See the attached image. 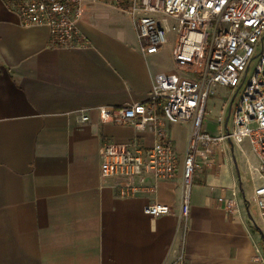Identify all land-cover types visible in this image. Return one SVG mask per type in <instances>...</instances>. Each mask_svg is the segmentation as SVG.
Wrapping results in <instances>:
<instances>
[{
  "label": "crops",
  "instance_id": "crops-1",
  "mask_svg": "<svg viewBox=\"0 0 264 264\" xmlns=\"http://www.w3.org/2000/svg\"><path fill=\"white\" fill-rule=\"evenodd\" d=\"M79 29L86 46L55 47L47 26H24L9 0H0V264H264L250 201L240 193L251 183L254 199L262 182L254 151V161L240 158L243 177L235 143L198 155L186 220L191 122L167 123L178 154L173 179L148 175L152 190L125 194L123 178L101 175L106 142L151 146L155 137L103 122L98 107L147 101L156 76L177 70L176 33L147 53L128 12L105 1L84 4ZM226 106L212 118L215 106L207 103L208 130H223ZM155 202L168 210L146 214Z\"/></svg>",
  "mask_w": 264,
  "mask_h": 264
},
{
  "label": "built area",
  "instance_id": "built-area-1",
  "mask_svg": "<svg viewBox=\"0 0 264 264\" xmlns=\"http://www.w3.org/2000/svg\"><path fill=\"white\" fill-rule=\"evenodd\" d=\"M105 1L131 16L142 49L159 51L168 34L177 35L173 56L177 70L156 76L147 101L121 106L98 107L103 122L132 125L137 131H151V146L137 143L104 145L101 175L125 180V194L152 190L148 175L173 179L178 154L168 136L167 123L191 122V137L185 155L182 178L181 214L190 211L191 190L198 155L211 153L226 141H249L259 158L256 167L261 183L254 188V199L264 220V0H9L24 26L44 25L55 47L86 46L79 29L84 4ZM254 70L248 78L252 64ZM216 85L230 87L237 102L230 113L233 124L222 117L223 129L217 134L206 127V107ZM82 121L90 116L80 111ZM225 123V124H224ZM226 208L231 199L220 197ZM168 210L162 203H151L144 212L159 215Z\"/></svg>",
  "mask_w": 264,
  "mask_h": 264
},
{
  "label": "rangeland",
  "instance_id": "rangeland-1",
  "mask_svg": "<svg viewBox=\"0 0 264 264\" xmlns=\"http://www.w3.org/2000/svg\"><path fill=\"white\" fill-rule=\"evenodd\" d=\"M255 63L256 61H254V63L251 66V69L249 71L248 74V78L249 76L252 74L254 67H255ZM242 89V88H241ZM241 89L239 90V92L236 94L234 101H233V105L237 102L238 98H239V94L241 92ZM235 90H232L230 87L227 86H222V85H216L214 87V92L211 94V96L209 97L208 100V105H214V110L211 112L210 117L214 118L216 115H218L220 113V109L223 106V104L226 102L227 106H226V116L228 115V109L230 106V103L233 99ZM233 124V119L232 116L229 119V126H232ZM215 126L213 124H211L209 131L211 133H213L215 131ZM213 134H217V133H213ZM243 148H244V155L242 154V151L240 149V147L237 144H234V155L236 156V162L238 164L237 168L239 169V173L240 176L243 177V171L242 169H240L239 166V162H240V158L243 157L245 163L247 164L246 160H252L254 161L256 159L254 152H253V148L250 144L249 141H245L243 142ZM247 179L248 177L250 178V173H248L246 175ZM243 201L245 202L246 200L250 201V206H249V211H250V215L252 216V222L255 226L256 231L259 233L262 242L264 243V238L262 236V234H264V220L260 214V210L258 208V205L256 203V201L253 199V197H251L252 194V186L251 183L248 185L244 186V193L240 192ZM256 225L260 228L257 229Z\"/></svg>",
  "mask_w": 264,
  "mask_h": 264
},
{
  "label": "water",
  "instance_id": "water-1",
  "mask_svg": "<svg viewBox=\"0 0 264 264\" xmlns=\"http://www.w3.org/2000/svg\"><path fill=\"white\" fill-rule=\"evenodd\" d=\"M235 96H236V94H234L233 99H232V102H231V105H230V107H229V113H228V116H227V118H226V124H228V121H229V119H230V113H231V109H232V103H233V100H234ZM259 229H260V228H259Z\"/></svg>",
  "mask_w": 264,
  "mask_h": 264
}]
</instances>
